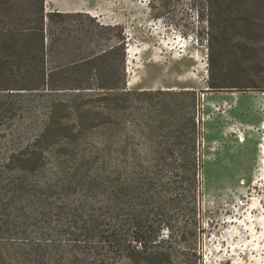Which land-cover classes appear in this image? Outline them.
I'll use <instances>...</instances> for the list:
<instances>
[{
    "label": "rangeland",
    "instance_id": "obj_1",
    "mask_svg": "<svg viewBox=\"0 0 264 264\" xmlns=\"http://www.w3.org/2000/svg\"><path fill=\"white\" fill-rule=\"evenodd\" d=\"M43 6L46 12L70 14L62 25L64 37L68 31L82 37L78 19L85 20V14L112 26L106 35L110 43L117 33L124 38L126 86L148 91L128 96L110 111L90 103L82 108L86 98L60 90L0 98L1 106L17 108L11 116H0V169L11 152L32 144L46 125V158L33 181L51 186L46 198L54 205H67L61 216L50 213L46 227L63 230L73 218L75 200L91 202L93 194L82 186L102 166L108 150L119 148L130 157L141 156L143 165L150 164L146 153L159 149L164 134L176 136L161 121L179 108L184 120L193 116L199 125L201 195L196 231L187 233L186 242L173 241L175 254L169 264H264V91L208 87L206 0H43ZM263 10L264 0H240L238 6L242 15L261 16ZM72 49L67 47L59 58L51 54L48 66L66 64ZM225 52L227 59L231 51ZM54 104L60 105L52 120ZM79 107L75 115L73 109ZM127 169L131 171V166ZM64 178L72 185L65 188ZM4 199L0 225L7 221L12 229H0V264H24L21 257L31 240L46 245L48 264H144L139 256L128 258L122 251L100 246L96 237L46 232L45 238L32 228L19 234V222L29 220L19 219L9 199ZM6 214H12L11 219ZM176 216L181 222V214Z\"/></svg>",
    "mask_w": 264,
    "mask_h": 264
},
{
    "label": "trees",
    "instance_id": "obj_2",
    "mask_svg": "<svg viewBox=\"0 0 264 264\" xmlns=\"http://www.w3.org/2000/svg\"><path fill=\"white\" fill-rule=\"evenodd\" d=\"M23 1L0 0V98L60 90L86 98L82 108L90 103L110 111L121 107L132 94H147L126 86L124 38L117 33L115 42L110 43L106 35L114 29L112 26L85 14V20L78 19L79 27L84 29L82 37L69 31L64 37L62 25L70 14L46 12L43 0ZM239 2L206 0L211 69L208 87L264 91V10L261 16L242 15L238 12ZM20 6L23 11L18 13ZM69 46L73 47L69 61L49 67L48 57L53 53L56 58L63 56ZM227 50L231 53L226 59ZM10 105H0V116L17 111ZM59 105L54 104L50 119L54 120ZM80 107L73 109L75 115ZM173 110L176 115L167 112L161 123L167 122L176 136L171 139L164 134L159 149L146 153L145 157L153 162L143 165L141 156L130 157L119 148L108 150L102 166L82 186L85 193L93 194L91 202L75 200L70 212L73 218L58 232L46 227V220L53 211L61 216L67 205H54L46 198L51 186L33 181L35 174H41V163L46 158V125L32 144L11 152L0 169V201L5 202L6 197L11 209L19 213L18 218L29 220L19 222V234L25 235L32 228L45 238L46 232L96 237L100 246L122 251L125 257L139 256L144 264H169L175 254L173 243L186 242L187 233L196 231L203 162L198 122L193 116L184 120L179 108ZM72 182L61 179L65 188ZM179 213L181 222L176 220ZM10 215L6 214L8 219ZM14 226L19 227L16 223ZM0 229L11 232L12 228L4 221ZM30 242L33 244L21 257L26 259L24 264H48L46 245ZM189 251L196 253L193 247Z\"/></svg>",
    "mask_w": 264,
    "mask_h": 264
},
{
    "label": "bare ground",
    "instance_id": "obj_3",
    "mask_svg": "<svg viewBox=\"0 0 264 264\" xmlns=\"http://www.w3.org/2000/svg\"><path fill=\"white\" fill-rule=\"evenodd\" d=\"M131 52V51H130Z\"/></svg>",
    "mask_w": 264,
    "mask_h": 264
}]
</instances>
